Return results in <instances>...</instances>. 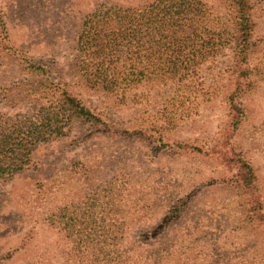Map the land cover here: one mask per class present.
<instances>
[{
	"label": "rangeland",
	"instance_id": "rangeland-1",
	"mask_svg": "<svg viewBox=\"0 0 264 264\" xmlns=\"http://www.w3.org/2000/svg\"><path fill=\"white\" fill-rule=\"evenodd\" d=\"M153 1L0 0L10 37L0 42L12 46L13 54L47 65L56 81L68 84L121 131L97 132L81 145L75 135L49 142L36 150L23 173L0 179V264H88L90 248L74 250L61 226H51L48 219L60 216L62 206L87 188L125 181V249L140 240L143 249L163 252L162 264H264V230L258 221L249 222L250 199L239 186L228 184L233 172L222 158L227 150L229 158L240 157L254 167L264 207V0L255 1L253 13L252 86L237 99L245 120L236 134L226 132L233 137L225 149H217V141L229 121L226 96L237 88L232 49L224 51L209 76L203 72L210 96L186 105L181 111L190 117L172 127L160 115L172 112L169 92L158 96L143 84L124 97H106L90 89L73 68L81 21L99 3L140 7ZM208 3L227 22L229 10L220 0ZM23 71L0 47L1 113L29 112V102L16 96L33 80ZM146 129L153 138L137 139ZM180 208L183 212L170 221L172 210ZM77 251L82 261L74 257Z\"/></svg>",
	"mask_w": 264,
	"mask_h": 264
},
{
	"label": "trees",
	"instance_id": "trees-1",
	"mask_svg": "<svg viewBox=\"0 0 264 264\" xmlns=\"http://www.w3.org/2000/svg\"><path fill=\"white\" fill-rule=\"evenodd\" d=\"M208 1L154 0L140 7L99 3L81 21L76 36L75 72L90 89L106 97L112 94L124 97L143 84L151 85L158 96L169 92L172 112L160 115L172 127L190 117L181 111L186 105L210 96L207 75L203 72L209 76L218 59L230 48L237 68L233 77L237 88L226 96L229 121L217 141V149L228 148L233 136L226 132L236 134L245 120L244 109L237 99L243 89L252 86L248 65L256 46L257 23L253 16L256 0H220L229 10L227 22ZM0 38L6 43L10 40L1 11ZM0 47L33 79L27 88L16 91L19 100L29 102L28 113L11 109L9 115L0 111V179L8 180L23 173L33 163L36 150L49 142L75 135L74 142L81 145L97 137L94 136L97 132L98 136L121 132L105 121L101 112L89 108L68 84L56 81L47 65L13 54V47L2 42ZM4 100L8 101L7 94ZM136 133L133 132V138ZM140 136L137 139L146 141L154 135L146 129ZM223 154L224 164L233 172L228 184H236L249 197V222L258 221L264 230V207L254 167L240 157L229 158L227 150ZM127 185L125 181L108 183L96 190L87 188L78 199L62 206L60 216L48 219L51 226H61L74 250L90 248L88 264H152L153 259L162 264L163 252L143 249L140 240L131 249L124 248ZM183 210L173 209L170 221ZM79 251L74 257L82 261Z\"/></svg>",
	"mask_w": 264,
	"mask_h": 264
}]
</instances>
